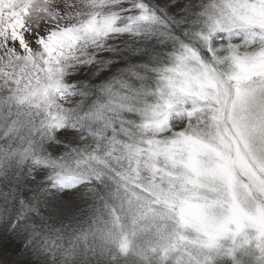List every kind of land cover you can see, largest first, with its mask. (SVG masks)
I'll use <instances>...</instances> for the list:
<instances>
[{
    "label": "snow or ice",
    "instance_id": "obj_1",
    "mask_svg": "<svg viewBox=\"0 0 264 264\" xmlns=\"http://www.w3.org/2000/svg\"><path fill=\"white\" fill-rule=\"evenodd\" d=\"M0 264H264V0H0Z\"/></svg>",
    "mask_w": 264,
    "mask_h": 264
}]
</instances>
